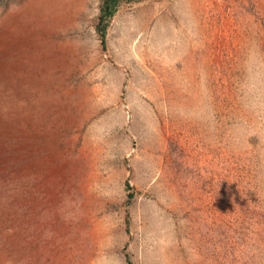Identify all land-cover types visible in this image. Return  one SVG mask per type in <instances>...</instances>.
I'll return each instance as SVG.
<instances>
[{"label": "rangeland", "instance_id": "1", "mask_svg": "<svg viewBox=\"0 0 264 264\" xmlns=\"http://www.w3.org/2000/svg\"><path fill=\"white\" fill-rule=\"evenodd\" d=\"M28 1L0 0V22ZM102 3L62 0L52 38L64 232L46 192L14 221L0 191V264H264V0L121 1L105 40Z\"/></svg>", "mask_w": 264, "mask_h": 264}, {"label": "bare ground", "instance_id": "2", "mask_svg": "<svg viewBox=\"0 0 264 264\" xmlns=\"http://www.w3.org/2000/svg\"><path fill=\"white\" fill-rule=\"evenodd\" d=\"M61 2L29 0L0 22V191L9 193L14 221L28 205L22 197L31 194V200H38L35 194L46 192L49 223L54 224L75 169L68 157L72 141L61 147L62 129L72 124L70 94L60 98L52 92L69 52L63 42L52 39L67 8L58 7ZM187 33V43L179 46L182 55H190L192 47L194 37ZM33 93L35 101L24 103ZM58 224L51 228L64 232Z\"/></svg>", "mask_w": 264, "mask_h": 264}, {"label": "trees", "instance_id": "3", "mask_svg": "<svg viewBox=\"0 0 264 264\" xmlns=\"http://www.w3.org/2000/svg\"><path fill=\"white\" fill-rule=\"evenodd\" d=\"M121 1H126V0H103L98 28L104 40L107 34L108 23L110 19L113 18V16L115 15L117 11V7ZM129 1H134V0H129ZM129 264L132 263L130 262Z\"/></svg>", "mask_w": 264, "mask_h": 264}]
</instances>
